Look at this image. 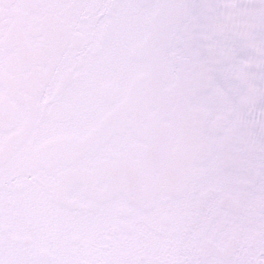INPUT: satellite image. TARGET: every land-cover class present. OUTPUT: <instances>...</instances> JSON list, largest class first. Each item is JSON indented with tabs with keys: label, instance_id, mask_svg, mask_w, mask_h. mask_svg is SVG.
I'll return each mask as SVG.
<instances>
[{
	"label": "snow or ice",
	"instance_id": "obj_1",
	"mask_svg": "<svg viewBox=\"0 0 264 264\" xmlns=\"http://www.w3.org/2000/svg\"><path fill=\"white\" fill-rule=\"evenodd\" d=\"M0 264H264V0H0Z\"/></svg>",
	"mask_w": 264,
	"mask_h": 264
}]
</instances>
